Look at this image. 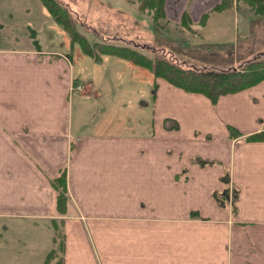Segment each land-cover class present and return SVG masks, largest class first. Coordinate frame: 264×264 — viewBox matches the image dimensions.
Instances as JSON below:
<instances>
[{
    "label": "crops",
    "instance_id": "1",
    "mask_svg": "<svg viewBox=\"0 0 264 264\" xmlns=\"http://www.w3.org/2000/svg\"><path fill=\"white\" fill-rule=\"evenodd\" d=\"M221 1L165 0L166 19L199 48H233L251 37L239 23L252 28ZM0 4V264H44L60 246L63 264H264V141L247 139L264 130V81L215 104L154 76L144 98L106 96L68 46L40 43L55 22L40 0Z\"/></svg>",
    "mask_w": 264,
    "mask_h": 264
},
{
    "label": "rangeland",
    "instance_id": "2",
    "mask_svg": "<svg viewBox=\"0 0 264 264\" xmlns=\"http://www.w3.org/2000/svg\"><path fill=\"white\" fill-rule=\"evenodd\" d=\"M59 1L70 8L78 22V31L88 39L91 45L100 42L130 47L137 46L149 57L166 58L183 68L196 67L202 70H219L222 66L226 70L233 67L238 68L246 61L264 55V22L260 17L254 15L251 7L243 3L240 6L238 4V7L248 17L249 26L252 29L248 32L250 34L243 33L244 24L240 22V37L249 35L251 37L236 43L232 37L228 39L209 34L206 36L207 43L218 44L232 40L233 44H236L233 48L231 46L225 48L203 46L199 48L201 46H196L192 41L196 32L179 31L178 26L166 18H159L155 32L153 12L149 13L147 10L144 14L139 13L137 1ZM2 6L4 5L0 4V9ZM44 30H41L39 34L42 36L39 41L43 47L61 49L68 46L73 64L77 68L78 78L93 80L96 91L100 92V88L103 86L106 96L114 97L119 96L116 89H121L123 92L124 89L140 88L135 89V94H140L139 97L144 98V92L152 90L154 77L147 69L134 66L117 56L103 55L100 59H96L86 54L81 45L73 42L68 32L56 22L45 26ZM5 34L4 30L0 31V38ZM48 40H51V43H47ZM36 46L41 48L40 45ZM59 253L56 262L61 259V250Z\"/></svg>",
    "mask_w": 264,
    "mask_h": 264
},
{
    "label": "trees",
    "instance_id": "3",
    "mask_svg": "<svg viewBox=\"0 0 264 264\" xmlns=\"http://www.w3.org/2000/svg\"><path fill=\"white\" fill-rule=\"evenodd\" d=\"M40 1L54 21L68 32L73 42L81 45L86 54L96 59H100L103 55L117 56L135 66L147 69L155 78L165 79L170 84L186 92L203 94L214 104L221 96L237 93L264 81L263 55L246 61L244 65H240L238 68L233 67L226 70L222 66L219 70H202L196 67L183 68L181 65H177L166 58L157 56L154 58L149 57L140 51L137 46L130 47L116 44H103L100 42L91 45L88 39L78 31V22L67 5L62 4L59 0ZM134 1H137L139 4V13L144 14L147 10L149 13L153 12V24L156 32L159 18H166L164 10L165 0ZM241 3L251 7L254 14L260 17L264 22V0H222L221 3L216 6L215 10L221 12L233 7L235 4L238 6V4ZM205 19H207V15H205L204 20H202V24H205ZM182 25L189 28L187 20L185 19ZM202 46L209 47L213 45ZM226 46H229V44L218 45L219 48ZM155 55L157 54L155 53ZM231 131L236 134V136H240L238 131L234 128H231ZM247 139L252 141H264V130L247 137ZM52 186L54 191H56V209L61 214H66L69 200L66 169H63L58 178L52 181ZM60 250L62 251V246H60ZM57 252L58 250L51 251L46 257L44 264H50L57 259ZM56 264H63L62 257Z\"/></svg>",
    "mask_w": 264,
    "mask_h": 264
},
{
    "label": "flooded vegetation",
    "instance_id": "4",
    "mask_svg": "<svg viewBox=\"0 0 264 264\" xmlns=\"http://www.w3.org/2000/svg\"><path fill=\"white\" fill-rule=\"evenodd\" d=\"M76 88L78 89V91L83 92L84 87L76 86Z\"/></svg>",
    "mask_w": 264,
    "mask_h": 264
},
{
    "label": "water",
    "instance_id": "5",
    "mask_svg": "<svg viewBox=\"0 0 264 264\" xmlns=\"http://www.w3.org/2000/svg\"><path fill=\"white\" fill-rule=\"evenodd\" d=\"M264 56V55H263Z\"/></svg>",
    "mask_w": 264,
    "mask_h": 264
}]
</instances>
